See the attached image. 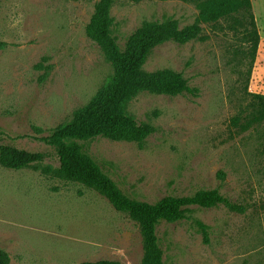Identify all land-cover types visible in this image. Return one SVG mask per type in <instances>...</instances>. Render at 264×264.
Here are the masks:
<instances>
[{
  "label": "rangeland",
  "instance_id": "1",
  "mask_svg": "<svg viewBox=\"0 0 264 264\" xmlns=\"http://www.w3.org/2000/svg\"><path fill=\"white\" fill-rule=\"evenodd\" d=\"M99 1L0 0V144L54 152L40 138L107 82L113 69L86 34ZM251 1L261 39L254 64L241 15L204 25L206 41L161 45L144 66L182 73L198 96L142 93L132 100L127 111L157 128L143 148L105 138L80 142L133 200L155 204L217 189L245 207L242 214L191 207L185 219L162 223L165 264H264V123L244 129L232 121L242 116L244 125L254 95L264 94V0ZM111 16L123 48L144 21L186 27L199 11L185 0H114ZM197 220L209 227V243ZM0 251L10 264H142L144 255L138 224L98 192L1 165Z\"/></svg>",
  "mask_w": 264,
  "mask_h": 264
},
{
  "label": "trees",
  "instance_id": "2",
  "mask_svg": "<svg viewBox=\"0 0 264 264\" xmlns=\"http://www.w3.org/2000/svg\"><path fill=\"white\" fill-rule=\"evenodd\" d=\"M141 3L145 0H130ZM168 1V0H158ZM196 5L199 16L186 27L171 19L144 21L121 47L113 35L111 10L114 0H100L86 27L87 37L102 50L113 69L107 82L93 99L75 111L66 122L49 130L42 142L54 152H30L13 145L0 144V165L9 170L34 169L55 179L78 183L98 192L112 207L127 214L140 228L143 241L142 264H165V252L157 234L164 223H175L186 218L191 207L211 209L224 206L236 213L245 207L224 197L219 190H203L189 197L168 196L155 204L133 200L122 193L102 168L84 151L80 142L105 138L115 142L137 143L143 148L145 141L157 132L151 124L140 123L127 111V105L142 93L176 97L198 90L189 85L183 74L169 69L148 72L144 69L152 52L169 42L186 44L194 40L206 41L204 25L217 26L223 20L241 15L237 21L246 33L245 41L251 45V62L255 63L260 45V33L252 11L251 0H185ZM236 29V28H235ZM253 110L241 124L242 116L235 117V125L244 129L264 123V94H255ZM44 133L42 129H36ZM4 132L0 129V139ZM55 159V160H54ZM50 161H56L57 165ZM206 243L209 227L196 221ZM0 264H10L9 255L0 251ZM80 264H119L114 261L84 262Z\"/></svg>",
  "mask_w": 264,
  "mask_h": 264
}]
</instances>
